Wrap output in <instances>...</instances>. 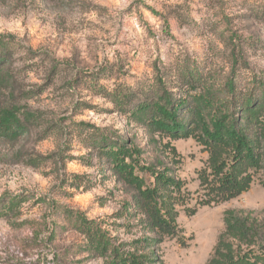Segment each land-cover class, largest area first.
<instances>
[{"label":"rangeland","instance_id":"obj_1","mask_svg":"<svg viewBox=\"0 0 264 264\" xmlns=\"http://www.w3.org/2000/svg\"><path fill=\"white\" fill-rule=\"evenodd\" d=\"M0 47V78H8L0 107L21 104L39 118L17 138H0V197L23 200L16 217H0V264H103L67 212L98 224L124 248L159 237L102 153L120 138L140 150L138 166L168 170L180 184L176 230L152 243L155 264H207L229 211L259 226L257 244L240 247L264 256V168L250 169L247 191L220 201L209 174L214 152L199 130L172 139L129 113L165 94L193 106L210 89L220 99L214 108L223 102L238 112L246 98L257 104L264 0H0ZM186 122L193 128V117ZM98 135L100 149L92 145ZM135 173L152 186L148 172Z\"/></svg>","mask_w":264,"mask_h":264},{"label":"trees","instance_id":"obj_2","mask_svg":"<svg viewBox=\"0 0 264 264\" xmlns=\"http://www.w3.org/2000/svg\"><path fill=\"white\" fill-rule=\"evenodd\" d=\"M3 49L0 47L1 52ZM2 61L0 57V73L3 70ZM7 82L8 78L1 76L0 90L3 87L2 83L4 85ZM160 84L162 85L161 81ZM226 87L233 93V80H229ZM260 95L257 104L252 102L251 98H246L239 106V111L233 112L223 102L214 108L220 99L211 89L199 95L193 106H189L185 99L172 101L165 94L157 100L136 106L129 110V113L136 117L137 121H144L143 117L147 118L144 123L152 132L162 133L172 139L188 138L195 129L199 130L200 141L211 148L215 156L209 172L214 184L213 189L220 201H227L250 188L252 182L250 169L256 171L264 168V163L262 164L256 152L260 139L257 126L259 125L260 136L264 131V121L259 122L260 113L264 109V89ZM111 101L117 104L119 98L115 95ZM190 116L193 117V128H189L186 122ZM37 118L36 112L21 104L0 107V138L4 140L17 138L25 132V125ZM84 127L86 129V126ZM104 143V137L98 135L92 145L100 149ZM102 150L119 179L136 192L134 197L136 208L146 217L149 230L159 237L155 240L137 239L124 248L123 245H116L105 230L87 220L85 216L79 213L72 215L71 212H67V215L71 214L74 219L73 227L85 237L88 249L96 257L101 258L103 264H155L157 260L150 251L152 243L161 241L163 236H172L176 230L173 194L180 190V184L167 174L168 170L158 171L152 167L138 166L140 150L128 140L120 138L119 142L112 146L104 145ZM40 159L43 161L50 158ZM27 164L35 167L32 159L28 160ZM138 168L151 175L152 186H146L144 180L136 175L135 171ZM207 181L201 174V184L205 185ZM22 202L23 200H17L10 195L1 196L0 217L8 215L16 217V211ZM223 221L224 231L219 235L207 264H264V256H257L250 249L242 250L240 247L241 244L246 247L257 244L259 226L253 224L251 227L247 218L231 211L224 214ZM230 239L237 244L230 242ZM158 263L162 264L159 260Z\"/></svg>","mask_w":264,"mask_h":264}]
</instances>
